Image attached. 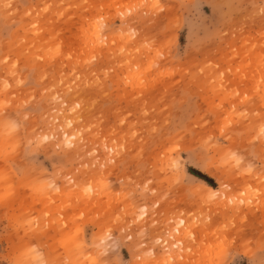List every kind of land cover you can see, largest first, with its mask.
<instances>
[{
    "label": "snow or ice",
    "instance_id": "obj_1",
    "mask_svg": "<svg viewBox=\"0 0 264 264\" xmlns=\"http://www.w3.org/2000/svg\"><path fill=\"white\" fill-rule=\"evenodd\" d=\"M12 7L10 3L3 5L6 11ZM189 7L195 12V19L191 22L186 19L185 23L208 39L227 37L229 33L224 28L236 21L237 12L258 9L255 14L264 20V0H260L259 5L212 4L210 15H205L200 3ZM218 9L234 11L231 16L218 19ZM43 11L52 14L53 19L45 27L32 25L36 32L32 43L25 41L27 51L21 50L15 56L9 54L0 59V164L3 165L0 167V182L5 185L0 201L14 195L15 184L8 175L10 163L17 178L25 177L26 170L17 167L13 161L19 150L23 148L27 155L33 147L62 135L63 144H58V147L82 149L88 163L82 160L81 167L99 173V178L96 175L84 178L82 191L85 197L98 190L94 185L103 186L118 202L127 204L131 201L136 208L132 223H139L137 231L140 237L149 241L147 245L141 243V247L145 248L144 264H209L205 256L212 253L204 251L208 245L203 242L198 244L197 241L200 238L198 229L210 222L213 208L237 213L245 206L264 202V45H260L258 52L255 46L237 52L229 45V51L223 57L219 52L214 61L206 57L197 65V71L185 73L183 68L173 66L161 72L157 61L164 58L166 46L157 47L147 35L140 46L135 43L142 22L148 17L159 18L165 13L166 6L160 0H94L92 3L84 0L75 4H47ZM161 25L164 31H169L178 27L179 23L164 19ZM142 50H147L148 55L142 56ZM98 52H107L116 63L100 65L98 61L103 59V55L98 56ZM86 56L89 58L86 59ZM50 61L53 64L59 62L63 68L71 66L70 74H61L58 80L53 77L50 89L47 84L43 85L46 94L51 93L50 101L62 106L63 110L58 111L65 118L63 121L54 119V123L49 124L48 134L31 138L26 113L32 109L28 107L21 90L40 86L34 79L38 66ZM101 68L105 70L97 75L94 69ZM25 73L28 80L24 78ZM118 73L122 86L132 88L134 97L138 89L141 98L146 92H154L161 82L178 78L181 87L187 89L185 96L188 103L198 104L203 96L204 119L209 121L207 127L211 132L201 136L196 150L184 149L181 141L189 133L193 136L196 133L187 123L178 124L170 130L155 158L147 161L140 158V163L132 166L135 178L129 175L127 183L118 181L120 190L111 192V185L105 184L103 172L115 167L118 162L121 173L125 171V158L130 156L128 138L135 140L142 136L135 130L139 127V118L137 116V123L121 137V126H127L128 117L136 116L131 108L127 110L125 119L105 131L106 126L100 118L95 122L83 118L85 106L80 97L90 92L114 89L115 84L109 77ZM43 79L48 80V76ZM193 92L196 95H192ZM73 93L77 94L75 99H72ZM165 103L161 99V109ZM151 111L154 112L155 108ZM142 115L145 118L149 116L147 104ZM199 127L200 123H197ZM151 131L160 134L159 129L152 128ZM185 152L187 158L180 159V154ZM137 168L139 171H136ZM209 174L213 179L206 182ZM50 189L60 192L50 180L33 183L32 190L38 194L41 203L47 199L51 206L46 205L43 215L36 219L32 218L34 212L20 215L17 229L24 242L15 246L8 241L12 253L5 254L0 264H72V261L63 258V253H45L36 239H29L66 219L60 215L63 201L57 207V201L48 195ZM76 199L79 201V196ZM53 208H56L55 213ZM205 209L208 221L204 219ZM84 219L83 212L74 217L72 231H68V223L61 225L67 233L61 244L65 249L71 244L72 251L77 253H83L85 249L94 252L95 257L88 255L86 260H91L92 264H106L103 257L111 247L108 241L111 240L112 229L106 223L94 225L90 239L86 237L82 240L81 229L76 227V222ZM116 220L119 221L120 216ZM3 236L7 238V232ZM185 249L189 257L186 262ZM261 249L264 255V241H261ZM216 251L221 257L227 254L223 242ZM176 253H179V260ZM76 264H80L79 260ZM211 264H227V261L213 259ZM251 264L257 262L252 261ZM259 264H264V259Z\"/></svg>",
    "mask_w": 264,
    "mask_h": 264
},
{
    "label": "rangeland",
    "instance_id": "obj_2",
    "mask_svg": "<svg viewBox=\"0 0 264 264\" xmlns=\"http://www.w3.org/2000/svg\"><path fill=\"white\" fill-rule=\"evenodd\" d=\"M83 2L84 0H0V59L9 54L15 56L21 50L27 51L25 41L29 44L32 43L36 32L32 25L40 24L45 27L53 19L52 14L43 11L45 5ZM88 2L92 3L94 0H88ZM95 2H101V0H95ZM160 2L166 6L165 13L159 18H146L137 30L139 35L135 43L140 46L144 42V36L147 35L155 41L157 47L166 46L164 58L157 61L161 72L173 66L183 68L185 73L189 70L197 71V65L201 64L206 57H211V60L214 61L217 58V52L220 53V57H223L229 51V45L237 52L251 49L252 46H255L258 52L260 45H264V20L255 14L258 9H248L245 13L237 12L236 21L230 27L224 28V31L229 35L220 39H208L198 30L190 29L189 24L185 23L186 19L189 22L195 19V12L189 6L196 3L202 5L205 15H210V5L212 4L259 5L260 0H160ZM8 3L13 7L6 11L3 5ZM233 11L232 9H218L217 18L231 16ZM29 12L31 15H28ZM164 19L176 21L179 26L164 31L161 25V21ZM169 44L170 47H167ZM235 54L234 52L233 56ZM97 55H103V59L98 61L100 65L116 63V60L107 52L103 54L98 52ZM141 55L147 56V50H142ZM65 63L68 62L65 61ZM237 66H239V61H237ZM70 67L69 65V68H63L59 62L53 64L51 61L39 65L34 79L40 86H30L21 90L23 97L28 101V107L32 109L26 113L29 116L27 123L31 138L48 134L49 124H53L54 119L64 120L65 117L60 115V111L63 110L62 106L50 101L51 93L46 94L43 85L47 84L50 89L53 77L58 80L61 74H70ZM104 70L103 68L94 69L97 71V75H100ZM125 74L127 73L125 72ZM44 76H48V80H44ZM24 78L28 80L27 73L24 74ZM109 79L115 84L114 89L107 92H90L80 97L85 106L83 118L91 119L94 122L100 118L102 124L106 126L105 131H107L108 127L116 126L120 120L125 119L127 110L131 108L136 116L128 117L127 126H121L123 127L121 137L133 124L137 123V116L139 127L135 130L142 133V136L135 140L132 137L128 138L130 156L125 158L127 160L125 171L121 173L118 162L115 167H109L103 172L105 184L111 185V192L120 190L118 181L123 180L127 183L129 175L135 178L132 166L139 164L140 158L145 161L155 158L170 130L178 124L187 123L188 127L194 129L196 133L194 136L189 133L181 141V147L184 149L196 150L201 136L205 132H211L207 127L209 121L204 119L203 96L198 104L196 102L188 103L185 96L187 89L181 87L178 78L168 79L166 83L161 82L154 92H146L143 98H141L138 89L135 90L134 97L132 88L126 85L122 86L119 73L115 77L110 76ZM76 95L73 93L72 99H75ZM192 95H196V93L193 92ZM161 99L166 101L163 109L160 107ZM145 104L148 105L149 111L147 118L142 115ZM152 108H155L154 112L151 111ZM145 119H147V123H145ZM197 123H200L199 128H197ZM152 128L159 129L160 134L153 133ZM117 131H120V127H117ZM58 144H63L62 135H58L57 139L40 143L33 147L27 155L21 148L19 154L13 157V161L17 167L26 170L25 177L22 179L16 177L12 164L8 165V175L15 187L14 195L10 199L0 201V259H3L5 254L11 255L12 253V248H8V241H12L15 246L24 242V238L17 229V220L20 215L34 212L35 216L32 218L36 219L43 215L46 205L51 206V202L47 199L41 203L38 194L32 190L34 182L50 180L56 188L60 189V192L57 193L50 189L48 195L57 201V207L60 206L59 202L63 201V211L60 212V215L65 216L66 219L53 224L42 234L35 237L30 236L29 239H36L38 246L45 253L55 255L63 253V258L72 261V264H76L77 260L80 264H92V261L86 260V257L88 255L95 257L94 252L85 249L83 253H77L72 251L71 244L67 249L61 244V240L67 235L61 225L68 223V231H72L73 218L83 212L85 219L82 222H76V227L81 229L82 240L86 237L90 239L91 229L94 225L106 223L112 229L111 240L108 241L111 247L103 257L106 264H144L142 257L145 248L141 247V243L147 245L149 241L140 237L137 231L140 227L139 223H132L133 215L136 212L132 202L129 201L127 204L118 202L110 195L109 190L98 185H94V188H98L97 191L85 197L82 191L84 178L91 175H96L99 178V173H92L81 167L82 160L84 163H88L82 149L79 151L67 150L58 147ZM259 151V146H257V152ZM179 158L186 159V152L180 154ZM0 167L3 165L0 164ZM136 171L139 169L137 168ZM212 179V175L209 174L206 182H211ZM73 181L76 183L73 184ZM78 185L80 187H77ZM4 192L5 185L0 182V195H3ZM77 196L80 198L79 201L76 199ZM52 210L55 213L56 208ZM117 216H120L119 221L116 220ZM204 219L208 221L207 209H205ZM4 232H7V238L3 236ZM97 232L99 233V227H97ZM198 232L200 238L197 243H205L208 245L204 249L205 253H212L205 256L209 264L213 259L217 261L223 259L227 261V264H251L252 261L259 264V261L264 259L261 249V241H264V202L245 206L237 213L214 207L210 222L201 225ZM130 236L131 239H129ZM221 242L226 248L227 254L224 257H221L216 251ZM184 257L186 262L189 258L186 249ZM176 258L179 260V253H176ZM199 258L198 256L197 259Z\"/></svg>",
    "mask_w": 264,
    "mask_h": 264
}]
</instances>
